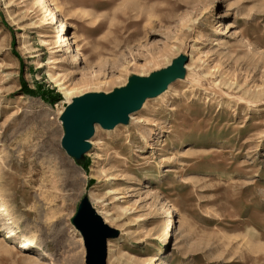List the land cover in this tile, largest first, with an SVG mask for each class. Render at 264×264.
Listing matches in <instances>:
<instances>
[{
	"label": "rangeland",
	"instance_id": "374dc122",
	"mask_svg": "<svg viewBox=\"0 0 264 264\" xmlns=\"http://www.w3.org/2000/svg\"><path fill=\"white\" fill-rule=\"evenodd\" d=\"M178 58L134 121L66 152L74 98ZM86 196L118 231L107 264H264V0H0V239L35 242L0 264H86Z\"/></svg>",
	"mask_w": 264,
	"mask_h": 264
},
{
	"label": "water",
	"instance_id": "95a60500",
	"mask_svg": "<svg viewBox=\"0 0 264 264\" xmlns=\"http://www.w3.org/2000/svg\"><path fill=\"white\" fill-rule=\"evenodd\" d=\"M185 65L186 60L178 58L149 76L130 77L127 85L109 94L87 93L74 98L61 115L65 130L63 148L71 157L81 159L91 149L96 125L112 130L128 124L131 114L139 111L148 99L160 96L172 83L185 77ZM73 222L84 240L86 264H107L108 240L117 237L118 231L105 223L87 196Z\"/></svg>",
	"mask_w": 264,
	"mask_h": 264
},
{
	"label": "bare ground",
	"instance_id": "6f19581e",
	"mask_svg": "<svg viewBox=\"0 0 264 264\" xmlns=\"http://www.w3.org/2000/svg\"><path fill=\"white\" fill-rule=\"evenodd\" d=\"M41 1V3L42 4H44L45 3V0H40ZM44 8L46 9V11L48 12V14H49V16H53L52 17V20L53 21H55V14L53 13V11L45 4L44 5ZM63 26V25H62ZM64 27V26H63ZM99 28H96V29H94V31L95 30H98ZM67 36H62L61 37V39H62V41H60V42H62V43H64L62 46H61V48H69V42H68V38H66ZM72 58H74V59H76L77 58V55H74ZM192 68L194 69L195 67L193 66V65H185V70L187 71V70H192ZM170 87V86H169ZM168 87V88H169ZM61 92L63 93V95H64V98L67 100V102L68 103H70L71 102V98H72V96H73V93H72V89H69V88H61ZM148 101V100H147ZM146 101V102H147ZM135 114V113H134ZM130 119L132 120V121H134L135 120V118H134V115L133 114H131V116H130ZM141 123V122H140ZM118 127V126H117ZM117 127H115V128H117ZM97 125L95 126V130H97ZM114 128V129H115ZM90 143H91V145H94L95 143H94V141L93 140H90ZM99 214L103 217V214L101 213V212H99ZM16 235H17V233L15 232V230H12V231H10V232H7L3 237H2V239H0V241L1 242H7L8 240H13L14 241V243L15 244H18V248L19 249H22V250H29L30 248H32V247H35V242L34 241H32V242H30V241H28V242H26V241H18L17 240V238H16ZM38 249H40V248H38ZM42 251V250H41ZM42 255H47V253L46 252H42Z\"/></svg>",
	"mask_w": 264,
	"mask_h": 264
},
{
	"label": "trees",
	"instance_id": "16d2710c",
	"mask_svg": "<svg viewBox=\"0 0 264 264\" xmlns=\"http://www.w3.org/2000/svg\"><path fill=\"white\" fill-rule=\"evenodd\" d=\"M31 93H33V92H31ZM59 95L57 94V97H58Z\"/></svg>",
	"mask_w": 264,
	"mask_h": 264
}]
</instances>
